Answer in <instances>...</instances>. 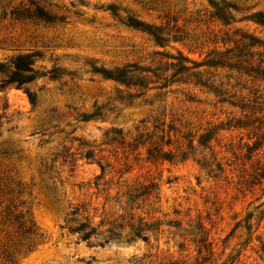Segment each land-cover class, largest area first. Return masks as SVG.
<instances>
[{
	"label": "rangeland",
	"instance_id": "1",
	"mask_svg": "<svg viewBox=\"0 0 264 264\" xmlns=\"http://www.w3.org/2000/svg\"><path fill=\"white\" fill-rule=\"evenodd\" d=\"M262 21L264 0H0V86L39 55L0 90V264H264Z\"/></svg>",
	"mask_w": 264,
	"mask_h": 264
},
{
	"label": "trees",
	"instance_id": "2",
	"mask_svg": "<svg viewBox=\"0 0 264 264\" xmlns=\"http://www.w3.org/2000/svg\"><path fill=\"white\" fill-rule=\"evenodd\" d=\"M234 8V7H231ZM36 12L38 17L45 18L47 20H51L50 17L46 15L40 8H36ZM216 16L218 19L227 20L228 18L224 15V11L222 9H217ZM264 24V21H262ZM127 25L132 27L133 29L140 30L142 32H147L152 35L156 40H161L154 32L150 31L149 28H146L142 23L135 21L134 19H128ZM154 30V29H153ZM158 33V30H155ZM256 43H251V46H255ZM36 58H39L37 53H25L17 55L11 62L13 71L12 73L3 80V86H0V90L6 85L15 84L17 89L22 88L24 85L34 81L37 77L38 72L34 68V64ZM2 65L0 64V70L2 69ZM96 72L100 73L105 79L113 80L115 82L124 84L125 86H131V77H127L128 74L134 71H127L125 69H114V70H106L101 69ZM133 86H137L133 84ZM140 88H143L141 83L138 85ZM26 97L29 103L34 107L36 105L35 96L29 91L25 89ZM93 118V116L84 117V120H88ZM87 159H89V155H86ZM102 170V166H100ZM21 216H16L15 220L18 223L17 228L24 234L36 235L35 230L33 229V225L26 226V222L20 221ZM74 231L80 232V237L83 240H88L93 233V229L88 226H80L76 228Z\"/></svg>",
	"mask_w": 264,
	"mask_h": 264
}]
</instances>
